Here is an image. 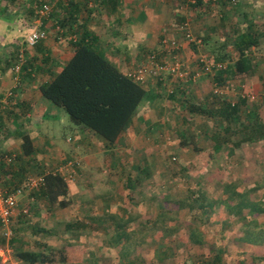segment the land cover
Segmentation results:
<instances>
[{"label":"rangeland","instance_id":"1","mask_svg":"<svg viewBox=\"0 0 264 264\" xmlns=\"http://www.w3.org/2000/svg\"><path fill=\"white\" fill-rule=\"evenodd\" d=\"M219 2L213 4L209 0H203L201 6L188 8L190 11H198L205 6L207 11L202 10L205 20L208 18L210 24L218 27L217 30L210 29L209 34L202 38L201 46L189 49L190 58L197 56L199 59L204 55L207 65L198 67L204 75L196 85H190L192 91L187 88L184 94L177 91L173 99H170L169 90L175 89L172 82L174 78L165 77L164 83L161 82L158 86L156 82L152 87L153 98L139 106L136 119L141 127L137 134L132 130V138L114 144H102L96 138L89 137L86 146L79 144L76 147L78 143L75 144L71 137L75 127L68 123L71 128L60 131L57 142H53L54 146L50 144L46 148L47 157H39L38 160L35 158V164L27 174L31 178L39 176L40 170L46 172L58 169L64 176L72 173V178H67L66 181L69 185V197L74 198V202L66 208L58 209L54 206L48 209L44 206V201L34 200V206L30 207L32 190L24 188L16 197L18 213L10 226L11 235H6L8 226L0 222V249L3 251L0 254V264H24L16 259L18 252L26 248L37 250V242L50 245L76 244L91 251L84 255L89 256L94 264L104 262L98 246L100 243L106 245L105 242L111 240L112 236L105 231L101 236L88 232L90 228L85 214L89 212L99 217L106 203L123 204L128 201L127 212L138 209L149 211L147 199L151 197L155 198L157 214L162 211L164 217L172 218L167 219L166 224L175 228L173 236L155 238L158 243L166 241L173 246L167 263L158 264H216L214 256L222 264H264V139L242 142L233 147L230 154L227 148L231 149L236 140L230 136L226 146L210 157L209 153L215 152L212 150L214 140L211 136L219 130V121L189 110L188 100L196 105L206 103L211 108V94H217L225 96L230 102L244 99L245 108L259 105L258 114L264 122V0ZM3 4L27 5L26 8H30L33 4L37 5L38 0H0V5ZM220 14L223 17L219 21ZM249 22L254 24L256 32H261L259 47H251L246 52L252 62L256 63L254 71L249 76L234 77L221 86L216 85L212 81L214 69L224 63H233L237 58L232 34L229 33L232 24L238 23L245 29ZM223 56V64L216 61V57ZM154 71L155 69H150L148 74ZM189 78L191 76L185 77L183 81ZM197 88L199 90H195ZM2 103L9 105L6 98L2 99ZM62 114L68 118L63 110ZM179 132L197 134L195 144L201 151L196 152L191 145H186ZM51 155L52 158L48 157ZM44 160L48 161L47 164ZM182 168L186 169L185 173ZM128 180L135 182L141 190L127 188ZM114 194L112 199L108 197ZM104 198L106 203L102 201ZM195 198L207 208L204 213L206 215L203 214L204 207L192 201ZM87 199L93 200L87 202ZM131 202L135 203L134 206ZM178 203L182 205L179 206ZM211 203L213 205L209 206ZM85 208L92 211L86 212ZM23 209L28 213L23 214ZM49 210L55 212L53 219L45 216ZM74 219L84 222L88 229L68 233L65 224ZM137 223L138 221H134V224ZM43 226L56 233L39 231ZM194 226L201 243L189 240L190 227ZM11 238L17 240L11 244ZM137 239L139 238L132 235L124 243H138ZM152 239L149 238L151 241L148 242L152 252L145 251L146 260L154 254L156 242ZM106 255V261H113L115 264L118 256L130 259L136 257V253L132 252Z\"/></svg>","mask_w":264,"mask_h":264},{"label":"crops","instance_id":"2","mask_svg":"<svg viewBox=\"0 0 264 264\" xmlns=\"http://www.w3.org/2000/svg\"><path fill=\"white\" fill-rule=\"evenodd\" d=\"M45 2L51 5L50 13L47 16L39 17L35 14V7ZM218 2L223 4L225 0H218ZM180 4L184 6L179 10ZM193 4L185 0H38V4H33L30 8H26L27 5L26 7L0 5V47H2L0 49V98L8 99L9 103L7 106L0 99V153L17 152L20 149V135L26 133L32 141L33 156L37 160L39 157H47L46 148L50 144L54 146L53 142H57L59 132L71 128L68 124L71 122L63 116L62 109L54 106L41 96L39 85L48 81L69 59L73 51L72 42L76 40V34H79L80 30H87L92 33L97 39V47L109 61L126 75L142 63L147 52L155 54L157 65L167 62L169 54L162 44V39H176L181 44L178 53L184 63V70L187 72L186 77L188 78L194 74L197 76L194 81H183L174 78L172 81L174 82L173 87L175 89L178 87L177 89L180 88V90L187 88L192 91L190 85H196L204 75L198 68L203 65L199 62L197 56L196 58H190L189 49L196 48V45L187 43L184 40L179 31L180 26L187 23L193 35L201 37V39L209 34L210 29H218L216 24L209 23L208 18L205 20V14L202 12V10L207 11L204 8L205 6L198 9L199 12L196 10L190 11L188 8L192 7ZM220 17H223V15H219V21L221 20ZM32 30L44 32L45 38L40 39L33 47L27 46L29 47L27 49L25 40ZM27 51H29V54H27ZM195 61L196 64H194ZM17 65H19V70L15 71L14 68ZM165 77L172 79L168 72L160 68L156 69L154 73L148 74L144 87L150 96H153L154 93H152V89H154L152 87L156 85V82L158 86L161 84L159 81L164 83ZM176 83L177 86L175 87ZM147 100L149 99L147 98ZM136 113L133 115L130 125L115 143L126 138H132V130H134V134L139 133L141 126L138 125ZM74 127L71 137L75 144L78 143V146L75 145L76 147H79V144L86 146L89 143V137L96 138L102 144L107 143L78 125H74ZM217 152H214V154L209 153V156L213 157ZM232 152L233 146L229 153ZM52 156L48 157L52 158ZM47 162L44 160L45 164ZM230 185L231 183L228 187ZM137 186L136 184L135 188H139ZM139 189L141 190V187ZM108 197L112 198L111 195ZM131 197L129 196V198ZM92 200L87 199L86 201L92 202ZM147 200L149 211L138 209L133 212L128 211L125 215L132 223L131 226L128 224L129 226L125 228L128 232L127 235L138 237V243L127 245L124 243L126 241H121L118 244V242L112 243V241L109 243L108 240L105 242L106 245L100 243L98 248L101 251L100 257L104 258V262L98 261L97 264H115L113 261H106L108 260L106 254L114 252L116 254L118 252L120 254L136 253V257L133 259L120 258L117 255L119 259L116 264L167 263L169 254H172L173 246L166 241L158 243L155 238L173 236L175 228L173 226L171 228L166 224V220L170 217H163L162 211L157 214L155 198L151 197ZM102 201L105 202V198ZM73 202L74 198L71 197L68 206ZM127 203L129 204L130 201L125 202L124 207H127ZM119 204L122 205L119 202L106 203L99 217L93 216L92 213L89 214L90 209L85 208L88 212L85 214V219H88L87 222L92 219L105 221L116 215L118 220L120 219L118 215L121 212L118 208L116 211L112 207H118ZM131 204L134 206L135 203L131 202ZM54 213L49 210L48 214L45 213V216L53 219ZM162 217L164 223H162ZM134 221H138V223L134 224ZM88 228L85 225V229ZM41 230L49 234L56 233L55 230L48 227L44 228V226L39 229V231ZM89 230L88 232L91 234L97 233L99 236L105 233L102 230L95 232L92 229ZM108 230H111L110 235L115 233L112 228ZM149 238H153L152 241L156 242V245L153 250L154 257L150 255L146 260V257H144L145 251L152 252L148 246V242L151 241ZM113 244L115 246H111ZM36 246H38L37 250H29L28 248L22 250L41 256L42 259H38L34 264H94L89 256L84 255V253L88 254L91 251L76 244L50 245L44 242L38 243ZM2 252L0 249V254ZM16 259L24 262V264H33L28 261L29 258L22 259L16 256ZM217 259V256H214L213 261H216V264H222ZM182 264L185 263L182 262Z\"/></svg>","mask_w":264,"mask_h":264},{"label":"trees","instance_id":"3","mask_svg":"<svg viewBox=\"0 0 264 264\" xmlns=\"http://www.w3.org/2000/svg\"><path fill=\"white\" fill-rule=\"evenodd\" d=\"M202 2L203 0H196L192 7H199ZM253 26L254 24L249 22L245 29H242L238 23L232 24L229 33L232 34V44L237 52V58L233 63L223 64L221 61L224 62L225 57H216V61L223 64L214 69L212 81L216 85L221 86L228 79L234 77L243 78L251 75L254 71L256 63L252 62L246 52L251 47H259L261 32H256ZM76 35V40L72 42L71 56L48 81L39 85V92L44 99L61 108L68 115L72 124L92 132L108 144H113L130 125L140 103L146 101L147 98H153V96H150L144 87L147 80L144 83L136 81L130 75L122 73L117 66L106 58L105 54L97 47V39L92 33L87 30H80L79 34ZM150 54L147 52L144 55L142 63H146ZM177 88L168 94L170 99H173L177 91L184 94L183 88L182 90ZM262 88L264 93V77H262ZM211 99V105H213L211 108L206 103L196 105L189 100L188 103L190 111L206 117H214L219 121V130L211 136L214 140L213 152H219L222 147H225L230 136L236 138L234 146H238L242 142H256L264 139V122L258 114L259 105L245 108L243 107L244 99L230 102L225 96L217 94H211ZM179 133L186 145H191L196 152L201 151V148L195 144L197 134ZM20 139V149L17 152L0 153V156L14 154L10 162L4 159L0 161V188L9 192L21 189L22 193L24 188L29 189L27 183L31 176L27 174L35 164L30 137L26 133H21ZM227 149L230 151V147ZM182 170L183 173L186 172L185 168ZM38 173L42 176V182L31 189L32 204L30 207L34 206L35 201L42 200L48 209L54 206L58 209L66 208L70 204L71 197H69L68 184L64 175L57 171L45 172V170H40ZM127 186L130 187V190H135V182L132 180H128ZM111 197H115V194ZM192 201L199 203L200 207H204L196 198ZM178 204L179 206L182 205ZM212 205L213 203L209 204V206ZM117 206L112 208L116 211L117 208L119 209L121 213L118 217L120 219L117 220L115 215L111 216L112 219H108L111 220L110 222L92 219L86 223L93 232L102 230V232L105 231L110 235L111 230L108 229H114L115 233L110 235L112 239L108 242L113 241L119 244L121 241L129 239L125 228L129 226L131 220L125 216L127 210L124 203ZM206 212L207 208L204 207L203 214ZM163 217L162 223H164ZM85 225L81 221H71L66 224L65 228L68 233L81 232L85 229ZM190 229L189 240L201 243L202 240L197 235L195 226L194 228L190 227ZM15 240L17 239L11 238V244ZM17 256L22 259L29 258L28 261L33 264L38 259H42L41 256L29 251H19Z\"/></svg>","mask_w":264,"mask_h":264},{"label":"built area","instance_id":"4","mask_svg":"<svg viewBox=\"0 0 264 264\" xmlns=\"http://www.w3.org/2000/svg\"><path fill=\"white\" fill-rule=\"evenodd\" d=\"M190 4H193L196 2V0H185ZM212 3L217 2L218 0H209ZM231 3H236L238 0H229ZM183 4H180L179 9L183 8ZM51 10V5L48 2L41 3L35 7V14L38 15L39 17L47 16L50 13ZM180 32L181 35L183 36L184 40L187 43H193L196 46H201L202 44V39L198 36L193 35V33L190 31L189 26L187 23H183L180 26ZM45 38V34L42 31L39 30H32L29 32V34L26 37V44L27 46L33 47L40 39ZM162 44L166 51L169 54V58H167V62L165 61L163 64H158L156 63V56L155 54L151 53L147 57L146 63H142L138 66H136L132 72H130L128 75L133 77L136 81L144 83L147 80L148 72L150 69H161L165 70L166 72L169 73L171 78L175 79H180L183 80L187 76L186 70H184V63L182 62L180 58V54L178 53L181 44L178 43L176 39H167L163 38L162 39ZM206 56H202L199 58V62L205 67L206 65ZM15 71L19 70V65L15 66ZM155 69V70H156ZM196 74L192 75L191 78L187 80H193L196 78ZM169 92H172V89L169 90ZM216 92V90H215ZM14 157V154L8 155L4 154L3 156H0V161L1 160H6L7 162H10L11 159ZM71 164V162H69ZM55 171H58L56 169ZM61 173V172H60ZM62 174V173H61ZM64 178L67 180V178H72V173H68L67 176L65 175ZM42 182V176L39 175L35 178H28V183L27 186L29 189H32L36 186L39 185V183ZM21 193V189H17L15 191L9 192L5 191L0 188V222L8 226L6 235H11L12 230L10 228L11 223L13 218L16 216L17 212V195ZM23 213H27L25 209L22 210Z\"/></svg>","mask_w":264,"mask_h":264}]
</instances>
